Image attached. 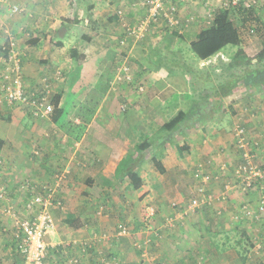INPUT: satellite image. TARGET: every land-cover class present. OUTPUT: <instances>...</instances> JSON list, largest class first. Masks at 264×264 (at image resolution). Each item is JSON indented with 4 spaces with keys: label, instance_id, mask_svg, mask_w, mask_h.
Listing matches in <instances>:
<instances>
[{
    "label": "crops",
    "instance_id": "crops-1",
    "mask_svg": "<svg viewBox=\"0 0 264 264\" xmlns=\"http://www.w3.org/2000/svg\"><path fill=\"white\" fill-rule=\"evenodd\" d=\"M82 1L85 4V0ZM133 1L89 2L86 7L92 8V18L100 27L96 36L84 42V49L80 50L74 40H69V37L72 38L70 33L82 23L73 21L74 12L77 15L83 12L76 2L72 5L70 0H0V72L1 62L9 52V38L2 30L8 29L21 54L25 91L31 93L41 89L43 79H47L54 96L59 95L58 108L63 110L56 122L51 117L47 120L34 119L24 106L7 104L0 91V188L7 193V200L0 202V210L10 205L23 217V203L28 196L25 182L49 184L53 175L68 171L56 193L61 206L52 211L54 229L44 238L46 255L52 257L51 264H60L61 258L75 255L82 258L85 264H98L104 256L110 260L117 258L121 264H139L143 250L146 264H153L155 259L162 264H197L196 258L190 257L193 251L208 254L209 250H213L211 254L215 257L216 252L227 248L224 240H209L203 245L195 239L200 230H215L203 219L209 213L204 209L211 206L208 208L222 224L217 232L227 234L232 226L239 227L241 223L230 222L231 213L249 205L241 204V194L234 191L235 188H225L228 185L225 178L215 181L210 177L202 184H208L206 196H212L213 200L205 208L197 210L192 216L193 222L189 221L184 226L178 223L181 215L173 211L177 208L163 203L168 190H175L174 199L177 202L174 203L181 204L183 198L176 192L177 187L182 191L191 183L195 187L200 183L195 174H205L209 163L210 175L214 176L221 163L237 161L238 151L235 150L232 135L236 124L250 130L257 140V158L264 159V90L260 86L245 87L238 81L231 92L227 94L226 90L221 93L217 114L196 124L185 138L178 141L177 146L183 150L181 155L174 143L164 145L157 155H146V161L137 171L143 188H139L141 191L136 198L124 191L127 185L125 188L117 183L115 168L119 161L126 154H132L135 144L152 133H140L135 126L137 121L146 120L144 116L136 118L132 109L124 114L119 112V108L124 109L126 104L135 108L142 95L135 94L136 87L131 89V86L124 85L125 82L114 83L118 60L126 53L131 55L128 57V61L132 62L129 63L131 71L140 78H137L136 84L146 83V91L152 86V91L164 92L162 98L149 96L153 106L177 107L175 100L181 95L177 90L178 84L186 80L182 77L184 75H167L163 68L154 67L143 72L145 67L141 68L132 58L134 54L138 55L134 51L138 48L136 43L129 40L127 47L119 46L117 40L121 36V28L112 25L114 21L124 20V24H131L133 18L138 19ZM13 4L21 5L23 12L11 15L9 7ZM84 22L87 24L88 19ZM61 28L65 29V39L58 36ZM199 31L193 33L190 44ZM241 44L240 40L238 47H226L207 61L197 60V68L209 69L216 88L222 89L224 84H230L237 78L232 77L233 70L237 74L232 63L242 56L236 51ZM111 46L119 47V50ZM219 56L225 60L216 62ZM136 59L139 60L138 56ZM196 88L203 87L197 83ZM202 154L206 162H199ZM114 185L122 191L114 192L111 187ZM256 203L254 211L249 206L252 212H256ZM144 206L155 212L150 225L143 223L141 210ZM223 218L227 221H220ZM172 219L178 220L175 222L177 227L168 230L166 225ZM123 225L129 231L126 234L118 232ZM13 233L12 219L0 212V264H22ZM91 235L105 236L93 249H84L83 240ZM216 254L220 263L231 264L224 256L227 252Z\"/></svg>",
    "mask_w": 264,
    "mask_h": 264
},
{
    "label": "rangeland",
    "instance_id": "rangeland-1",
    "mask_svg": "<svg viewBox=\"0 0 264 264\" xmlns=\"http://www.w3.org/2000/svg\"><path fill=\"white\" fill-rule=\"evenodd\" d=\"M97 1L98 0H85V4H83L82 0H78V1L77 0L76 1L70 0L72 5H74L76 2L83 9V12H81V14L77 15L74 12L73 21L76 20L77 21L76 23H79L81 21L82 23H81V25L79 24L78 28H75V30L70 33V36L72 38L69 37L70 41L74 40V44L77 43L79 45L80 50L84 49L82 46L84 45L85 41H83L82 36H84L88 33L91 36V38H93L98 33V29H99L100 25L97 24V22H96L97 20H93V18H92V14H93L92 10H91L92 8L90 9V8L86 7L89 2H90V4H94ZM225 1H227V0H223V1L222 0H164V5L166 8L169 6H172V5L176 8V10L178 12V14H176V17L179 19V23H177L176 25H167L163 19L159 18L156 20V23L152 24L147 29L146 35L142 39L133 40L131 38L126 37V35H125L126 29L128 27L130 28L131 26H133L137 21L143 20L147 16V13H148L147 6L143 4L144 0H134L133 1V8H134V10H136L135 12L138 13V19L133 18L131 24H124V20L123 21L121 20L120 22L114 21V24L112 25V27L121 28L120 29L121 36L117 40L120 47H123V48L127 47L129 40L134 44L136 43V47L138 46V48H136L134 51L138 52L137 56H138L139 60L136 59L137 56L135 54H134V56H132V58H134V60L140 64V67L141 66L145 67V70L143 69V72L152 70V69H154V67H155V69L161 68L160 66L152 63L150 61V58H152L153 60H156V59H161L162 56L163 57L167 56L168 58H172V55H175L172 58L173 60L179 61L180 60L179 57H183L184 60L186 61V63L189 64V66L193 67L194 69L201 71L199 73L200 75L207 76L208 73L205 72L206 70H202V69L197 68V58L195 57V55H193L189 51V44H190L191 39L193 38V33L195 31L206 28L211 24L213 17H214V14L216 13V11L221 9L220 6H221L222 2H225ZM254 1H255V3L253 5V7L251 8L252 12L250 14L244 16L245 21L243 23L241 22V15H239L237 12H234V11L231 12L230 11L232 13L230 18L236 24V27H237L239 34H240V40L242 42L240 48H238L236 50V51H238V53H241L242 56L234 59V62L232 63L233 67L235 68V72L237 74H235L234 70H233L232 71V77H238L240 75L241 70L243 69L242 66L245 64V62L253 63L255 61V58H257V53L262 48V42L264 40V0H254ZM89 6L91 7L92 5H89ZM80 17H81L80 20L77 19ZM89 17L91 18V21L89 20ZM109 18H111V15H109ZM189 18L192 22L190 24L185 25V20L189 19ZM84 19H88L87 24L84 22ZM111 21L113 22V20H111ZM116 28H114V29L117 30ZM62 38H64V39L66 38V32L64 33ZM248 40H250L251 42H247ZM111 47H113L114 50L115 49L119 50V47H116V46H111ZM176 48H178V49H176ZM152 49L153 50L155 49L156 51H151ZM139 51H141V53H139ZM120 52H122V51H120ZM128 57H131V55H128V53H126V56L120 58V60H118L119 65L121 63L126 62V64L130 67L129 63L131 64L132 62H130L131 60L128 61L129 60ZM219 60H220V62H223V60H225V58L219 56L218 58H216V62ZM160 64L163 65L164 67H165V65L167 67H170V62L168 60H165V59L162 62H160ZM173 68H176V67H173ZM130 70H131V67H130ZM140 70H142V69H140ZM207 70H209V69H207ZM116 71H117V69L115 70V73H116ZM173 71H174L173 74L170 76L173 77V76L184 75L182 77L184 79H186L185 81H181V83L178 84L177 90L181 93V95L175 100L177 102L176 103L177 107L174 108L173 106H165L163 104L162 105L164 107H162L160 105H159V107L153 106L152 103H150L149 96L153 97V98H162L165 94H164V92L162 93V91L154 92V91H152V86H149L150 87L149 91H146L144 89V91L140 92V93L137 91V89H134L136 91L135 94L142 95L141 98H139L140 103H138V105L135 106V108L133 107V105H127L125 102H124V104H126L127 106L125 105L124 109H122V107L119 108L120 113L124 114V113H127L130 109H132V111H133L132 114H134L136 118H138L139 116L140 117L144 116L146 118V120L144 122H142L140 120V121H137V123L135 125L136 128L139 129L140 133H142L144 131L145 132L148 131L147 133L149 134V133L155 131L159 126H164L168 122V120L175 117V115L177 114L178 111L184 110L187 106L188 101L190 99H192L193 97H195L197 95V92L200 91V89L194 88V85H193L192 81L189 80L188 75L181 73L177 69L173 70ZM1 72H0V86L2 84ZM130 72H131V76H132L131 82H125V84H124L123 83L124 81L116 80L115 79V73H114V80H113L114 83H123L124 85L127 84L128 86H131V89H133L134 87H137L139 85H142L145 87L144 84H146V83H144V82H143L144 84H142V83L136 84L137 78H139V77H137V74H134L133 71H130ZM143 72H142V74H145ZM60 74H61V72H60ZM46 82H48L47 79H46ZM42 84H44V82ZM207 86H208V88H210V83L208 81H207ZM52 94H53V92H52ZM155 100H157V99H155ZM164 104H166V103H164ZM122 106H123V104H122ZM176 108L179 110H176ZM151 118H152V120H151ZM245 129L250 134V136L252 137V140H256L255 137L252 136L250 130L247 127H245ZM235 150H237V149L235 148ZM35 151H37V150H35ZM146 155L147 156H149V155L153 156V153H149V152L147 153L146 152ZM232 155H234L236 157L235 154H232ZM255 155H256V153H255ZM36 157L39 158L40 155L36 154ZM200 157H202V158L200 159L199 162H203V161L206 162V160H204L203 154L200 155ZM230 159L231 158H229L228 160H230ZM255 160L260 165H262V166L264 165V159L259 160L256 157ZM238 161H239V158L237 159V161L236 160L235 161L230 160V161H227L226 163H221V165L219 166V168H218L217 172L214 174V176H211L212 173L209 172L210 171L209 167L211 166V164L209 163V164H207V166H209V165L210 166L205 167V170H204L205 174H201L200 176L208 177V180L210 179V177H212L215 181H217L220 177L221 178L223 177V178H225L224 180L226 181L225 184H228L227 186H229V189H230L232 187V185L235 183L233 167L236 166ZM223 164H226V168L221 170V166ZM50 171H53V170L51 169ZM67 173H68V171H67ZM186 175H187V178L190 179L188 177V174H186ZM189 175L191 178L193 177L191 172L189 173ZM92 180L95 181L94 178ZM117 183H119L121 185V187L123 186L125 188L127 185L128 186L127 190L125 189L124 191L130 192V194H132V196L134 198H136L140 194V191H141L140 189L143 188L142 187V183H143L142 180H141V186H140L141 188L140 189L138 188L136 190H134L131 187L132 186L131 178H127L124 181L117 182ZM188 183L190 184V182H188ZM198 185L199 184L195 185V187H194L191 183L190 185H187L186 188L183 189V191L180 190L179 187L176 188V192L181 194V198H183V201H184V202L182 201L181 204L174 203V202H177L174 199L175 190L174 189L171 190V188H169V190H168L169 193L166 195V198H165L163 203H166L165 206H170L171 208H174V209L177 208V210H173V211H175L177 214H180L181 217L178 218L179 221L178 220L174 221L172 219L171 222H168V225L165 224L167 226L168 230L169 229L173 230L177 227V224L175 223L176 221H178L179 224L183 223L184 226H187L189 221L193 222L192 220L194 218H192V216L194 215V213H196L197 210L205 208L206 206H208L209 203H211V201L213 200L212 196H211V198L208 197L206 199L201 198L202 199L201 204L195 210V212H193V213L186 212V210L188 209V201L191 198V196H193L192 191ZM189 186H190V188H188ZM201 186H203V188L207 194V191H209L208 184H201ZM111 187H112L114 192L122 191V188H120L118 186L116 187L114 185ZM37 190L38 191L40 190V185H38ZM234 191L241 194L240 197H241L242 203L241 202L240 203L242 205H246V204L249 205L252 208V210L254 211L253 207H254V204L256 203V201H258L259 190L256 189V190L249 192V193H242L238 189H236V190L234 189ZM172 202L174 203L173 206H171ZM240 203L238 205H240ZM208 207H211V206H208ZM208 207H206L204 210H208L209 213H206L205 218H203V219H205L208 222V225L210 226V228H214L215 230L214 231L212 229L200 230V231H198V233H196L195 236H197V238H195V239L198 240V242H200V244H203V245L207 244L209 242V240H216V241L224 240L225 243L227 244V248L225 250H221L220 252H216V253L220 254L222 252H225V253L227 252V254H224V256H225V258H227V260H228L227 262H231V264H241L240 263L241 261H242V264H264V210H263V212H261V214H258L257 211L252 212L250 209L251 214H248V216H245L243 214L241 216H238L237 219L235 218V216L237 215V213L241 209L236 211L237 213L234 212V213H236L235 216H233L234 213H231L230 222H233V223L239 222L240 223V221H241V223H240L239 227L232 226V228H230L228 230L231 232L226 234V233H222V232H220V233L217 232L219 225H222V224H220L219 220H217L214 217V212L211 209H209ZM256 207H257V203H256ZM136 208H137V206L134 207L135 210H136ZM141 213H142V217H143V223L150 225V221L155 216V212L151 208H149V206H144V208H142V210H141ZM239 214H242V213L239 212ZM221 216H222V214H221ZM220 221L226 222L227 219L223 218V220H220ZM216 222H218V223H216ZM228 222H229V220H228ZM198 225H199V221L195 223L196 227ZM118 230H119L118 232H121L122 234H126L127 232H129L127 230L126 225L121 226ZM4 235L6 236V234H4ZM103 236H105V235H101V237H99L98 235H93V236L91 235V236H89V239H85L83 241H85L84 242L85 245H87V244L91 245L88 249H93L96 246V243L100 239H102ZM198 248L199 247H196L195 249H198ZM194 252L195 251H193V253ZM213 252H214L213 250H212V252H211V250H209L208 254L205 252L204 253L203 252L202 253L195 252L194 254L192 253V255L190 257L194 258V259L196 258L197 264H223V263L219 262L218 255L216 253H215V257L212 256L211 253H213ZM143 254H144V250L141 252V257L139 258V264H146V262H144L145 257ZM239 259L241 261H239ZM50 260H52V257L47 256L46 257V264H51ZM98 261H99L98 264H121L117 258H112V260H110V259H107L105 256H104V259L98 260ZM162 263L163 262H161V263L158 262V259H155L153 264H162Z\"/></svg>",
    "mask_w": 264,
    "mask_h": 264
},
{
    "label": "built area",
    "instance_id": "built-area-1",
    "mask_svg": "<svg viewBox=\"0 0 264 264\" xmlns=\"http://www.w3.org/2000/svg\"><path fill=\"white\" fill-rule=\"evenodd\" d=\"M223 1V0H222ZM254 0H227L222 2L221 9L235 8L241 6L242 9H250L253 7ZM144 5L147 6V16L143 20L137 21L125 31L127 38L133 40L142 39L147 32V29L156 20L161 18L167 25H176L179 19L176 8L172 5L165 7L164 0H144ZM11 15L20 14L23 12V7L18 4H13L9 7ZM191 22L190 18L185 20V25ZM2 33L9 38L7 48L9 49L7 57H4L2 64V84L0 86L1 98L9 105H21L27 109V113L31 118L38 120H47L54 111L51 86L43 79L42 88L35 92L28 93L23 87L21 54L17 49V43L11 36L8 29H3ZM115 73V79L118 81L131 82V70L126 62L121 63ZM60 74V72H58ZM42 82V83H43ZM137 91L143 92L145 87L137 86ZM234 146L238 151L239 161L233 167L235 183L231 188L240 190L242 193H249L254 190H259V198L257 201L256 211L261 214L264 210V165L256 162L255 150L257 140H252L250 134L243 126L235 125L232 129ZM233 166V165H232ZM226 168V164L221 166V170ZM67 171H62L53 175L52 182L49 184L25 182L24 189H27V199L23 203V217H20L15 209L4 206L0 212L12 219V228L14 229L13 241L16 242V250L22 258V264H45L47 245L45 236L54 229V219L52 211L61 206V201L57 198V191L63 185L66 179ZM195 178L199 180V185L192 191L193 196L188 201V209L186 212L193 213L200 206L201 198H211L206 196V192L201 186L202 183L208 181V177H202L199 173L195 174ZM40 185V190H37ZM225 188L229 189V186ZM6 191L0 188V202H5ZM242 213V214H239ZM233 216L237 219L238 216L251 214L248 206H243L241 210ZM84 249L91 245H85ZM60 264H85L82 258L75 256H65Z\"/></svg>",
    "mask_w": 264,
    "mask_h": 264
},
{
    "label": "trees",
    "instance_id": "trees-1",
    "mask_svg": "<svg viewBox=\"0 0 264 264\" xmlns=\"http://www.w3.org/2000/svg\"><path fill=\"white\" fill-rule=\"evenodd\" d=\"M230 11L237 12L241 15V22L243 23L245 21L244 16L250 14L252 9H242L241 6H237L235 8L216 11L211 24L201 29L195 35L194 41L189 45V51L195 55L197 60L207 61L226 47H238L240 45V34L236 24L230 18L232 15ZM89 20L91 21L90 17ZM82 38L85 42L91 40V36L88 33L82 36ZM59 43L61 44V42ZM151 51L156 50L152 49ZM174 56L172 55V58ZM172 58L162 56L161 59L156 60L150 58V61L165 69V73L169 76L173 74V70H179L181 73L188 75L190 80H192L194 88H196L197 83L203 88L197 92L195 97L188 101L184 110L178 111L175 117L168 120L164 126H159L147 139L145 138L142 142L136 143L134 152L132 154H126L119 161L115 168L116 181L122 182L127 177L131 178V187L134 190L141 186V180L138 177L137 171L142 163L146 161V152L154 153V155L156 153L157 155L161 152V148L164 145L174 143L177 151L181 155L183 150L177 146L178 141L185 138L196 124L201 123L204 119L210 120L217 114L220 108L221 93L227 90L226 93L228 94L239 82H242L245 87L254 88L260 86L264 90V40L261 50L257 53L255 62H245L240 75L232 80L230 84H224L222 89L216 88L212 84L211 72L209 70L205 71L208 73L207 76H203L199 74L201 71L189 66L183 57H179V61H175ZM164 59L170 62V67L166 65L164 67L160 64ZM207 81L210 83V88L207 86ZM51 102L54 106V111L50 117L53 122H56L63 113V110L58 108L59 95L56 94Z\"/></svg>",
    "mask_w": 264,
    "mask_h": 264
},
{
    "label": "water",
    "instance_id": "water-1",
    "mask_svg": "<svg viewBox=\"0 0 264 264\" xmlns=\"http://www.w3.org/2000/svg\"><path fill=\"white\" fill-rule=\"evenodd\" d=\"M65 32V29L64 28H61L59 31H58V36L61 38L63 37V33Z\"/></svg>",
    "mask_w": 264,
    "mask_h": 264
}]
</instances>
